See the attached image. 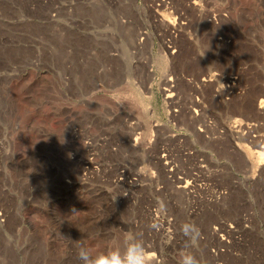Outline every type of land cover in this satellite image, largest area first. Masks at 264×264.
I'll return each instance as SVG.
<instances>
[{
	"label": "rangeland",
	"instance_id": "1",
	"mask_svg": "<svg viewBox=\"0 0 264 264\" xmlns=\"http://www.w3.org/2000/svg\"><path fill=\"white\" fill-rule=\"evenodd\" d=\"M186 222L264 264V0H0V264H180Z\"/></svg>",
	"mask_w": 264,
	"mask_h": 264
},
{
	"label": "clouds",
	"instance_id": "2",
	"mask_svg": "<svg viewBox=\"0 0 264 264\" xmlns=\"http://www.w3.org/2000/svg\"><path fill=\"white\" fill-rule=\"evenodd\" d=\"M180 231L187 239V245L181 253L180 264H201L192 250L197 247L200 230L194 223H183ZM81 264H154L152 256L142 239L135 234H127L121 242L111 245L107 251L92 256L88 249L81 245L77 250Z\"/></svg>",
	"mask_w": 264,
	"mask_h": 264
},
{
	"label": "built area",
	"instance_id": "3",
	"mask_svg": "<svg viewBox=\"0 0 264 264\" xmlns=\"http://www.w3.org/2000/svg\"><path fill=\"white\" fill-rule=\"evenodd\" d=\"M214 18H216V17H214ZM226 78H227L228 86H229V87H230V85H231L230 83H232V84L235 83V79H236L235 76H227Z\"/></svg>",
	"mask_w": 264,
	"mask_h": 264
},
{
	"label": "bare ground",
	"instance_id": "4",
	"mask_svg": "<svg viewBox=\"0 0 264 264\" xmlns=\"http://www.w3.org/2000/svg\"><path fill=\"white\" fill-rule=\"evenodd\" d=\"M95 71H96V70H95ZM90 72H91V71H90ZM48 209H49V208H48ZM48 209H47V216H48V218H49L51 221L55 220L54 216L52 215V212L48 211ZM50 210H51V209H50ZM150 255L153 256V253H150ZM154 263H155V261H154Z\"/></svg>",
	"mask_w": 264,
	"mask_h": 264
}]
</instances>
